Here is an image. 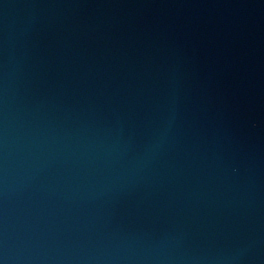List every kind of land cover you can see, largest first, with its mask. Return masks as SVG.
<instances>
[{"label": "water", "instance_id": "water-1", "mask_svg": "<svg viewBox=\"0 0 264 264\" xmlns=\"http://www.w3.org/2000/svg\"><path fill=\"white\" fill-rule=\"evenodd\" d=\"M0 264H264V0H0Z\"/></svg>", "mask_w": 264, "mask_h": 264}]
</instances>
